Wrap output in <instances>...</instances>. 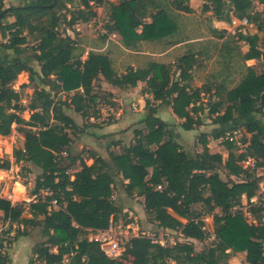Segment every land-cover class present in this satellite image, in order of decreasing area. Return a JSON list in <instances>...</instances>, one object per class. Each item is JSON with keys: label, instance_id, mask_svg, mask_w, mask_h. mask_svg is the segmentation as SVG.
<instances>
[{"label": "trees", "instance_id": "1", "mask_svg": "<svg viewBox=\"0 0 264 264\" xmlns=\"http://www.w3.org/2000/svg\"><path fill=\"white\" fill-rule=\"evenodd\" d=\"M189 1L172 0L170 9L190 11ZM202 1V9L211 10L217 21L246 18L257 31L264 29L261 12L253 11L254 2L264 4V0ZM104 3L107 0H20L4 7L0 0V36L5 40L0 41V48L12 54L0 60V136L9 135L16 125L24 140L22 147L12 149L13 162L38 169L33 200L13 204L0 197V220L18 226L11 240L0 237V264L10 263L2 252L4 241L12 243L26 236L28 227H37L43 237L34 243L29 264H229L235 252H245L244 264H264V196L258 192L264 175L257 173L264 166V71L257 73L252 66H245L240 81L222 97L215 92L217 99L205 106L201 94L208 90L190 85L197 61L192 53L182 55L174 69L149 61L144 67L129 66L123 73L115 71L107 53L89 50L82 59L75 40L61 34L58 26L61 22L69 26L88 22L96 15L93 4ZM110 7L108 32H117L126 47L163 39L178 29L168 7L155 0H122ZM213 31L218 37L225 32ZM237 31L238 40L248 45L242 58H263L258 34ZM22 72L48 87L34 89L28 105L12 87ZM100 81L120 90L143 82L151 98L145 99V116L140 126L132 129V141L119 152L110 151L109 162L87 151V158L93 160L88 165L81 155L70 152L71 136L79 127L66 110L96 121L103 115L102 106L115 109L112 93L103 90ZM61 92L69 95L62 99ZM157 102L171 107L184 130L202 126L206 109L218 129L200 133L202 149L190 153L173 138L170 124L157 115ZM26 109L30 111L28 119L22 117ZM112 121L109 118L108 122ZM239 127L250 134L243 151L237 152L236 140L225 139L226 159L209 150L210 137L219 139ZM247 157L255 160L254 168L240 163ZM77 160L79 169L71 178ZM10 165V160L4 159L0 169L7 170ZM220 167L227 179L220 176ZM117 182L126 195L142 198L148 222L177 232L179 238L168 245L149 236L132 237L119 257H108L99 243L85 234L106 230L110 221L117 219L120 208L112 197ZM40 192L46 195L38 196ZM253 197L255 201H251ZM244 208L252 221L245 218ZM206 214L212 216L214 238L197 250L194 241L202 242L211 235L203 220ZM11 230L9 225L5 234Z\"/></svg>", "mask_w": 264, "mask_h": 264}, {"label": "rangeland", "instance_id": "2", "mask_svg": "<svg viewBox=\"0 0 264 264\" xmlns=\"http://www.w3.org/2000/svg\"><path fill=\"white\" fill-rule=\"evenodd\" d=\"M120 1L122 0H107V3L104 4H93L96 15L88 22L78 21L72 26H69L67 22H61L58 26V30L61 34L71 35V38L74 37L72 39L75 40L78 51L82 52V59L85 58L87 51L90 49H100L106 42L108 44L109 52L107 50L101 52L108 54L111 59L112 66L117 73H123L129 66L134 68L144 67L149 61L163 62L171 65V69H174V66L177 64L178 59L182 55L192 53L195 55L197 61L195 67L193 66L191 71L192 79L190 81V85L192 87L203 86L204 89L208 90V92L201 94L202 101L205 106H207L209 101L217 99L215 96L213 97L215 92H219L222 97L225 95L226 89L234 87L244 75L245 66H252L257 73L264 71V57L251 60H244L242 58L243 54L248 50V45L243 41H239L238 34L236 33L238 32V29H240L242 33H257L259 37L257 45L264 53V29L257 31L256 26L250 22H248V25H241V22L234 16L231 17L230 23L226 21H217L211 10L204 11L202 9V0H190V11H176L170 9L172 0H155L159 4L166 5L168 7L170 14L174 15V18L178 23V29L163 39L145 43L140 42L135 47H126L123 45L121 37L117 32H108V25L110 26L112 24V10L110 3L117 4ZM17 4V0H7L6 6L4 4V7ZM254 5L255 7H253V11H260L261 20L264 19V4L255 1ZM71 10H73V8H71ZM60 13H64V10L60 11ZM66 15L68 16L69 13H66ZM12 19V17L8 18L10 21ZM214 29L225 30L223 37H218V35H216L213 31ZM115 34L117 35L116 38L113 36ZM108 35L111 39L108 38ZM0 41L5 40H3L0 36ZM119 43H122L124 48H122ZM29 44H31V42H29ZM171 46H173L172 50H170V52L166 55H161L158 58L154 56V53L163 51ZM1 52L0 48V53ZM10 55L12 54H8V52H5V54L2 55L0 54V60L7 59ZM32 66L38 70V66L35 62H32ZM12 87L20 93L21 101L24 105H28L31 101L34 89H48L47 86L39 84L36 79L30 80L26 72H22L17 76L16 80L12 83ZM60 97L64 99V95L61 94ZM102 108H104V115H106L108 113L107 106H102ZM222 112L223 107L220 109L219 113ZM29 115L30 111L27 109L22 113V117L25 119H28ZM163 117L164 119H168L166 113L163 114ZM202 117L204 118L203 126L196 128V131L191 134L187 140L183 141V144L187 146V150L193 154L201 151L202 149V146L198 143V135L202 132L215 133L216 131L213 130L215 124L211 122V117L208 116L207 109L202 113ZM76 118L79 119L78 117ZM168 123L172 128H179L177 126H180L179 122L176 123L175 121L169 120ZM223 136H225V133ZM223 136L219 139H212L210 137L208 147L211 152H220L223 159H226L228 151L222 144L224 141ZM249 138L250 134L247 133L244 128L239 127L238 133L236 134L237 152L243 151V148L248 143ZM23 140V135L16 130V125L12 126V130L9 135L0 136V163L4 159H9L11 162L9 169H0V197L9 199L13 204L28 203L35 198V196L32 195V191L34 189L35 176L38 169L26 163L22 164L13 162L12 149L22 147ZM77 147L78 151L85 149V146ZM240 163H242V161ZM258 169L257 173L264 175V166ZM219 173L223 179H227L226 171L222 167H220ZM71 174L72 171H70V175ZM71 178H73L72 175ZM261 182L262 186L260 184ZM263 188L264 177L259 181L258 192L260 193ZM44 195H46L45 192H40V194H38V196L41 197H44ZM112 197L115 204L120 208V212L114 222L117 224H126L127 221L131 219L132 222L129 224L130 228L128 227L130 236L133 235V233L138 234L139 236H149L154 238L160 244L168 245L174 243L170 241V238L174 239V241L176 237L179 238L177 232L171 230H161L155 224L148 222L140 197L136 195H126L120 183L115 185ZM125 207H129V210H123ZM193 207L194 209L201 210L199 205H194ZM243 213L247 221H252V217L245 211V208L243 209ZM24 215L30 216L27 213H24ZM140 216H142V220L139 219ZM203 220L205 222V228L211 233V235L202 242L194 241L195 248L197 250H201L202 248L210 245L214 238L212 234V216L206 214L203 216ZM3 222L5 223L4 220H0V227L4 224ZM17 227L18 226H14L11 235L9 234V236H7V234L3 232L0 233V237H3L6 241H8L10 238H13V235H15ZM27 230L28 233L34 231L31 237L34 243L43 239L40 230L37 227H28ZM91 234L94 233L89 232L85 234V236L90 237L92 236ZM11 246L12 243L7 247L4 245L2 252L8 255ZM52 250L56 251V248L53 247ZM234 254L235 253L232 255ZM66 260L67 259H65L64 263ZM228 262L229 264H244V261L240 256H237L236 260H232V257H230Z\"/></svg>", "mask_w": 264, "mask_h": 264}, {"label": "crops", "instance_id": "3", "mask_svg": "<svg viewBox=\"0 0 264 264\" xmlns=\"http://www.w3.org/2000/svg\"><path fill=\"white\" fill-rule=\"evenodd\" d=\"M6 1L7 0H4L5 6H6ZM19 2L20 0H17L18 4ZM69 36L71 37V35ZM113 36H115V38L117 37L116 34ZM150 41H154V40H144L142 41V43L150 42ZM119 44L121 45L122 48H124L122 43ZM172 48L173 46L166 48L165 50L160 51L158 53H154L155 54L154 56L158 58L161 55L162 56L166 55L168 52H170V50H172ZM94 50L99 52L107 50L109 52L108 44L105 42L102 48L94 49ZM1 51H2L0 53L1 55L5 54V52H8V54H10L9 52H11L9 50L4 51L2 49ZM100 84L103 90L112 93V97L110 100L114 103V107H116L115 111L117 110L116 116L112 117L113 119L112 122L105 123L103 122V120H101L105 114L104 108L100 109V112H103L102 113L103 115L101 116V118H99V120L96 121H94L92 117H82L80 114L76 113L72 109L66 110V113L69 112L67 114L74 120V122L79 127V132H75L71 136L72 141L70 146V152L72 155H76V156L81 155L85 163L88 165L91 164L93 160L91 158H87V151H93L96 154L105 158L109 162L108 153L110 151L119 152L123 146L128 145L132 141V137H133L132 129L134 127H139L140 126L139 121H141L145 116V109H144L145 99L151 98V96L144 91L143 82H138L135 87L129 88L127 90H120L118 88H114L105 81H100ZM61 94L64 95V98L69 95L65 92H61L59 95ZM156 105H157V115L162 120L167 122H169V120L175 121L176 123L177 122L180 123L182 121L172 113L171 107L168 106L167 104H160L159 102H157ZM165 113L167 114L168 119H164L163 114ZM76 117H78L79 119H77ZM177 127L179 128H172L169 126L171 134L173 138L180 145H182L185 149H187V146L183 144V141L187 140V138H189L191 134H193L196 130L195 129L184 130L181 126H177ZM214 128L218 129V125H215V127H213V130L215 131ZM77 146L79 147L85 146V149H83L82 151H78ZM78 169H79V161L77 160L76 164L70 171H72L73 173ZM140 200H142L141 197ZM123 210H129V207H125ZM0 215H2L1 211H0ZM141 218L142 216H140L139 219ZM12 225L16 226L15 223H12ZM12 231L13 230H11V233ZM164 231H169V230H164ZM32 233H34V231L28 233L26 236H20L12 242V246L9 249V254H8V257L10 259L9 264H29V260L32 256V247L34 245V241H32L31 238L33 235ZM237 256H240L245 263V252H235V254L231 256L232 260L234 259L236 260Z\"/></svg>", "mask_w": 264, "mask_h": 264}, {"label": "built area", "instance_id": "4", "mask_svg": "<svg viewBox=\"0 0 264 264\" xmlns=\"http://www.w3.org/2000/svg\"><path fill=\"white\" fill-rule=\"evenodd\" d=\"M241 22V25H248V21L246 18L239 20ZM108 38L111 39V37ZM116 111H114L113 108H109L108 113L106 115L103 116V118L101 120H103V122H108L109 118L111 117H115L116 116ZM238 133V130H234V131H226L225 132V136L224 139L225 140H236V134ZM62 155H65V153L63 152ZM242 166L244 168L246 167H251L254 168L255 166V160L253 158L247 157L245 160L242 161ZM263 182V181H262ZM262 182L260 183L262 186ZM158 188H160V185H158ZM262 191H260V194H262L264 196V188L261 189ZM255 197L251 198V201H255ZM249 214V213H248ZM130 222H127L126 224L123 223H115L114 221H110L109 226L106 230H96V232L94 234H91L92 236L88 237L90 240H94L97 241L99 243V246L101 248V250L110 258H117L118 256H120L124 250V245L125 242L132 238V237H138V234H134L130 236L129 232H128V227ZM9 225H11L12 228H14V226L12 225V223H9L8 221H5V223L2 225V227H0V233L5 232ZM126 227V229H125ZM130 228V227H129ZM7 236H9V234L11 235V231L9 233H6ZM12 238H10L9 240H11ZM171 242H174V239L170 238ZM11 243L5 242V247L10 246Z\"/></svg>", "mask_w": 264, "mask_h": 264}]
</instances>
